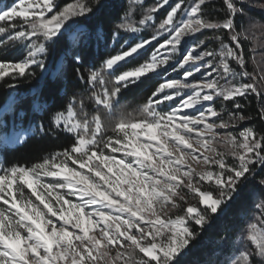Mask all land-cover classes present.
<instances>
[{
  "label": "snow or ice",
  "instance_id": "snow-or-ice-1",
  "mask_svg": "<svg viewBox=\"0 0 264 264\" xmlns=\"http://www.w3.org/2000/svg\"><path fill=\"white\" fill-rule=\"evenodd\" d=\"M210 2L159 0L135 19L144 0H128L110 34L116 50L86 76L74 70L86 98L72 95L49 127L29 121L12 138L22 146L65 134L71 142L31 165H7L0 153V264H182L210 221L264 171V132L239 128L253 119L244 114L249 97L264 122V20L246 13L248 0L213 7L222 19L207 14ZM100 7L101 0L61 8L57 0H16L0 9V51L20 52L0 59V81H14L5 85L6 114L27 116L16 111L23 98L15 82L34 69L49 73L50 44L67 45L53 80L69 59L83 63L81 47L107 44L80 23ZM249 7L264 11V3ZM147 29L148 38L139 35ZM124 65L131 66L118 72ZM152 78L159 83L143 103L121 104L124 90ZM49 106L33 97L34 113ZM7 126L0 116V128ZM258 183L264 187V177ZM254 208L227 264H264V198Z\"/></svg>",
  "mask_w": 264,
  "mask_h": 264
},
{
  "label": "trees",
  "instance_id": "trees-1",
  "mask_svg": "<svg viewBox=\"0 0 264 264\" xmlns=\"http://www.w3.org/2000/svg\"><path fill=\"white\" fill-rule=\"evenodd\" d=\"M9 2L13 0H8ZM253 0H248L243 5L246 13L251 17L264 20V12L255 7H249ZM257 2H264V0H256ZM72 0H57L58 8L63 7ZM92 0H89L91 3ZM159 0H144L142 5L134 6V18L139 19L143 10L157 4ZM177 2V0H170V5ZM103 7L94 10L93 14L87 18H82L80 23L92 31H98L102 36L107 38V44L104 40L99 43L93 41L89 45L81 47L79 53L83 59L82 64H72L70 59L66 63V74L59 76L53 80L50 77V71L54 69V65L62 53L65 51L67 45L61 41L55 45H49L48 60H46L49 73L41 74L40 69H34L36 75L28 78H21L16 81L18 93L28 92L34 90V95L39 94L42 101H46L50 105L46 111L36 114L32 111L31 96H26L18 105L16 111L23 110L27 116H32L38 119L45 127H49V118L52 113L58 109H64L69 98L76 95L79 99L83 94L86 98L87 93L84 90L83 84L74 79L75 69L86 76L88 69L99 67L100 63L106 56L113 53L116 48L113 46L110 39V34L117 23L120 22V17L128 8V0H101ZM215 8H223V0H211L207 5V14L212 17L223 18L224 14L219 11H214ZM170 10L169 6H165L156 13L155 23L163 19ZM243 21L247 23L245 17H238L237 24ZM151 29H147L139 35L148 38L151 34ZM211 35V33H205ZM155 45V42H153ZM215 46V45H213ZM248 45L245 44L247 49ZM147 55V53L145 54ZM3 60H13L10 53L1 56ZM143 59V58H141ZM138 61H133L135 64ZM131 65H124L123 68L117 69L122 71L124 68ZM251 70V66H249ZM9 78L0 81V108L6 103L8 92L5 91V85L13 83ZM159 80L156 78L145 80L134 87H129L121 94V104L125 106L136 107L144 102L145 98L154 90ZM241 103H246L241 101ZM219 105H217L218 107ZM231 107V105H228ZM257 102L252 98H248L245 106V115H252L253 119L242 123L239 128L254 127L258 132H264V122L256 116ZM8 121V125L16 121L12 114L4 113L2 115ZM27 116H24L23 120ZM239 130V129H237ZM71 142V137L65 134L57 136H46L43 138H30L23 145L0 147V153L3 154V159L7 165L13 163L31 165L38 161L42 156L48 152L61 150ZM264 177V171H258L257 176L253 180H249L247 185L241 189L239 195L228 204L218 217H214L209 225L204 229L200 236L192 242L187 254L182 259V264H227L229 258L235 255L239 250L240 245L235 241V238L240 233L241 229L245 227L246 223L250 221L256 214L257 210L254 204L259 199L264 198V187L259 185L258 181ZM223 238V240H221Z\"/></svg>",
  "mask_w": 264,
  "mask_h": 264
},
{
  "label": "rangeland",
  "instance_id": "rangeland-1",
  "mask_svg": "<svg viewBox=\"0 0 264 264\" xmlns=\"http://www.w3.org/2000/svg\"><path fill=\"white\" fill-rule=\"evenodd\" d=\"M14 2H16V0H13L11 2H9L8 0H0V9H3L5 6H11ZM259 3H262V2H257L256 0H253L251 2L252 5H256V4H259ZM255 8H257V7H255ZM153 46H155V45H153ZM150 52H151V48L149 49V53ZM8 53H10L12 55L13 60H16V59L20 58V52L18 50H16V49L10 48L7 53H5L3 51H0V55L1 56L6 55ZM60 59H61V57H59L58 60L56 61L55 65H54V69L56 68L57 62L60 61ZM46 60H48V56H47ZM51 71H50V73H51ZM40 72L43 75L46 74V73H43L41 70H40ZM179 75H180V73H171V72H169V76L170 77L179 78ZM19 95L22 98H24L26 96H31L32 97L31 103H33V97L35 96L33 89H31L28 92L19 93ZM5 104L0 108V116H2L5 113ZM20 112H21V110L17 111V113H20ZM23 113H25V112L23 111ZM23 113H21V115H23ZM15 119H16V121L14 123L8 125L6 128H0V147L15 146V144L11 143L12 138L17 134V132L25 129L26 126L28 125L29 121L41 123L38 119H34L32 116H27L25 120L20 119V118L15 116Z\"/></svg>",
  "mask_w": 264,
  "mask_h": 264
}]
</instances>
